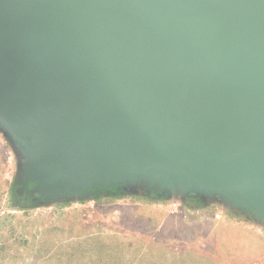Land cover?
<instances>
[{"label":"water","instance_id":"obj_1","mask_svg":"<svg viewBox=\"0 0 264 264\" xmlns=\"http://www.w3.org/2000/svg\"><path fill=\"white\" fill-rule=\"evenodd\" d=\"M0 127L30 195L140 183L264 221V0H0Z\"/></svg>","mask_w":264,"mask_h":264},{"label":"rangeland","instance_id":"obj_2","mask_svg":"<svg viewBox=\"0 0 264 264\" xmlns=\"http://www.w3.org/2000/svg\"><path fill=\"white\" fill-rule=\"evenodd\" d=\"M21 157L0 127V264H264L263 219L219 196L137 183L45 200L24 195Z\"/></svg>","mask_w":264,"mask_h":264},{"label":"crops","instance_id":"obj_3","mask_svg":"<svg viewBox=\"0 0 264 264\" xmlns=\"http://www.w3.org/2000/svg\"><path fill=\"white\" fill-rule=\"evenodd\" d=\"M170 202H173V201H170ZM168 214H169V212H168ZM171 214V213H170ZM252 231V230H251ZM250 231V232H251ZM218 231H217V228H214V230H212V233L213 234H216ZM250 236L251 237H253L254 235H252V234H250ZM254 238V237H253ZM231 239L230 238H221V242H222V244L224 245L225 243H227L228 241H230ZM241 242H242V245H247V244H249L250 246H251V252L249 253L248 252V254L246 253V258H250L249 256H252V253L253 252H256V249H257V244H254L253 243V240L251 239V238H249V237H243V238H241Z\"/></svg>","mask_w":264,"mask_h":264},{"label":"flooded vegetation","instance_id":"obj_4","mask_svg":"<svg viewBox=\"0 0 264 264\" xmlns=\"http://www.w3.org/2000/svg\"><path fill=\"white\" fill-rule=\"evenodd\" d=\"M32 187H29V185H28V188H24L23 189V193H24V195L25 196H27L26 194H27V189H31ZM109 189H112V188H109Z\"/></svg>","mask_w":264,"mask_h":264},{"label":"trees","instance_id":"obj_5","mask_svg":"<svg viewBox=\"0 0 264 264\" xmlns=\"http://www.w3.org/2000/svg\"><path fill=\"white\" fill-rule=\"evenodd\" d=\"M33 185L32 184H29V187H32Z\"/></svg>","mask_w":264,"mask_h":264}]
</instances>
